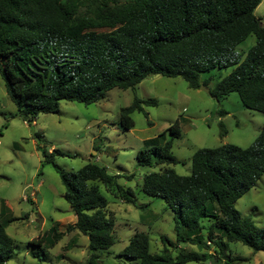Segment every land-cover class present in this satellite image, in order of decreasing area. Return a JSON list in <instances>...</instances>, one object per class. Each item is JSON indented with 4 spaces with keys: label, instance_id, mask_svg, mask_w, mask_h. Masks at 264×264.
I'll list each match as a JSON object with an SVG mask.
<instances>
[{
    "label": "trees",
    "instance_id": "trees-1",
    "mask_svg": "<svg viewBox=\"0 0 264 264\" xmlns=\"http://www.w3.org/2000/svg\"><path fill=\"white\" fill-rule=\"evenodd\" d=\"M261 1L0 0V77L17 114L28 124L39 114L58 113L62 101L88 106L112 89H134L149 76L181 78L188 88L199 89L209 82L202 76L228 67L233 68L210 90L211 96L219 100L236 93L246 109L264 114V27L254 15ZM250 35L255 43L244 58L233 56L236 46ZM142 105H155V100L134 97L120 110L121 130L133 127L130 115L142 112ZM178 137L175 121L166 132L144 141L136 154L137 166L176 164L172 145ZM54 153L63 155L42 151L43 162L59 174L63 199L75 217L64 232L76 231L87 238L84 264H101V254L116 243V237L107 201L94 183L125 203L132 202V191L95 163L75 173L64 172L54 164ZM261 177L264 122L247 148L225 144L195 151L188 176L170 169L149 172L141 191L163 200L171 210L175 243L202 250L171 257L167 247L174 243L160 236L163 250L160 255L151 254L148 236L140 232L131 236L118 256L138 264L218 263L216 252H223L228 243L264 252V230L234 208ZM2 205L0 264L10 259L14 247L5 229L19 220L10 218ZM57 227L54 223L30 244L52 248L64 235ZM210 244L216 248L213 253L207 251Z\"/></svg>",
    "mask_w": 264,
    "mask_h": 264
},
{
    "label": "rangeland",
    "instance_id": "rangeland-1",
    "mask_svg": "<svg viewBox=\"0 0 264 264\" xmlns=\"http://www.w3.org/2000/svg\"><path fill=\"white\" fill-rule=\"evenodd\" d=\"M254 15L264 27V0ZM254 43V35L248 36L236 46L233 56L240 55L242 60ZM232 68L214 69L202 76L209 80L206 88L212 90ZM134 97L155 100V105H142V112L132 113L133 127L123 131L118 127L120 110L128 107ZM175 121L179 137L173 141L172 154L177 163L151 169L137 166L136 154L144 148V141L166 132ZM263 122L264 114L246 109L236 93L216 100L199 89L188 88L181 78L149 76L134 89H112L88 106L62 101L58 113L39 114L28 124L17 114L0 77V212L4 204L9 217L19 219L5 229L14 247L4 264H84L87 258V238L76 231L64 232L75 217L63 199L59 174L51 164L43 162L42 151L63 153H54L53 162L67 173H75L88 163L102 166L110 175L118 176L120 186L132 191V202L125 203L99 182L94 183L107 201L106 212L114 220L116 237V243L101 254V264H138L118 255L131 236L140 232L147 234L151 254H161L160 236L174 243L167 247L171 257L177 252H199L200 247L175 243L172 212L163 200L141 191L143 177L164 169L188 176L195 151L225 144L247 148L260 133ZM234 208L264 230V177L235 202ZM54 223L64 232L60 241L52 248L30 244ZM207 251L213 253L216 248L210 244ZM216 257L220 259L218 263L187 264H264V252H253L241 243H228L223 252H216Z\"/></svg>",
    "mask_w": 264,
    "mask_h": 264
},
{
    "label": "water",
    "instance_id": "water-1",
    "mask_svg": "<svg viewBox=\"0 0 264 264\" xmlns=\"http://www.w3.org/2000/svg\"><path fill=\"white\" fill-rule=\"evenodd\" d=\"M155 76H160V75H155ZM199 90H200V91H203L204 93H206L207 95H209L210 97H212L211 94H210V91H209L206 87L200 85V86H199ZM212 98L215 99V97H212Z\"/></svg>",
    "mask_w": 264,
    "mask_h": 264
},
{
    "label": "crops",
    "instance_id": "crops-1",
    "mask_svg": "<svg viewBox=\"0 0 264 264\" xmlns=\"http://www.w3.org/2000/svg\"><path fill=\"white\" fill-rule=\"evenodd\" d=\"M159 77H161V76H155V78H159Z\"/></svg>",
    "mask_w": 264,
    "mask_h": 264
}]
</instances>
